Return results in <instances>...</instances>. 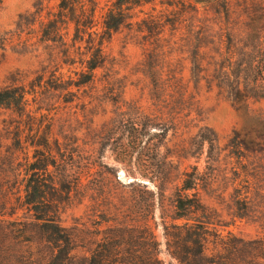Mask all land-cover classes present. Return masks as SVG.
Wrapping results in <instances>:
<instances>
[{
    "label": "rangeland",
    "instance_id": "374dc122",
    "mask_svg": "<svg viewBox=\"0 0 264 264\" xmlns=\"http://www.w3.org/2000/svg\"><path fill=\"white\" fill-rule=\"evenodd\" d=\"M61 1L0 0V87L21 82L28 90L23 114L0 109V215L30 219L33 211L17 199L26 176L47 172L60 182L66 168L79 189L59 220L81 256L111 224L109 204L132 191L140 199L136 183L145 184L158 257L178 264L163 226L183 222L172 219L174 195L196 166L200 179L188 193L214 212L211 230L245 240L264 235L259 222L235 215L233 198L238 170L264 184V0H132L125 23L104 40L92 80L66 89L87 71V42L105 37L103 17L115 0H68L89 27L76 36L68 21L60 37L52 31L55 40H45ZM252 152L254 159L236 157ZM43 162L46 172L32 168ZM146 171H169L162 191L158 177L140 176ZM215 240L212 232L208 254L218 251ZM40 248L35 242L31 251Z\"/></svg>",
    "mask_w": 264,
    "mask_h": 264
},
{
    "label": "trees",
    "instance_id": "16d2710c",
    "mask_svg": "<svg viewBox=\"0 0 264 264\" xmlns=\"http://www.w3.org/2000/svg\"><path fill=\"white\" fill-rule=\"evenodd\" d=\"M131 1L115 0L113 6L107 10L102 21L105 37L100 38L96 44L90 40L87 42L85 52L87 58L83 60V66L87 71L75 74L77 78L69 79L62 89L79 87L92 80V71L104 61L102 44L125 23L128 4ZM214 1L210 0V3ZM61 2L59 6L61 9L49 20L48 26H44L45 40H55V36H59V29L68 21L74 23L76 36L78 33H85L89 27L86 21L81 23L78 15L75 18L76 10L73 5L68 6V0ZM218 3L228 6L226 0ZM92 13L93 9L87 13L89 20ZM84 14L85 11L80 10V16ZM52 31L54 38H50ZM78 39L81 40V37ZM54 88L61 89L59 86ZM27 94L28 90L21 82L1 86L0 109L23 114L27 106ZM233 140L232 138L231 142ZM236 157L249 160V157L254 159L256 154L253 153L252 156L241 154ZM259 157L260 160L264 158ZM45 162L34 163L32 168L46 172L49 163ZM46 173L41 179L26 176L21 187L22 195L17 197L28 212L33 211L30 214L31 220L25 216L11 218V214L9 218H5L1 214L4 218H0V264H163L158 257L159 243L149 224L151 205L147 202V196L150 192L145 184L136 183L139 187L136 191L141 200L136 199V193L132 191L131 199H120L119 203L109 204L107 211L112 213L111 218H108L111 224L103 230V237L92 248L84 255L78 256L73 252L74 234L61 225L59 211L61 207L71 202L79 185L77 182L67 180L66 168L60 172V182H55L53 175ZM150 173L152 174L149 176ZM241 173H245L243 177L240 176ZM257 173L250 175L258 178ZM248 175L247 170H238L234 174L233 179L236 182L233 186L234 212L239 218L254 219L264 228V184L249 182ZM140 176L147 177L153 183V177H158L159 183L154 185L162 191L168 180L169 171L157 172L156 175L155 172L146 171L140 173ZM199 179L200 173L195 166L192 171L183 173L181 184L175 192L172 219L183 222L163 226L169 254L178 264H264V235L245 240L230 233L222 235L211 230L214 212L201 201L197 192L188 193L195 190ZM125 205L126 208L122 210ZM119 212L124 213L123 220L118 218ZM133 213L135 216L131 218ZM212 232L217 239L213 243L215 248L218 247V251L215 254H208L205 243ZM35 242L41 248L38 252L32 253V245Z\"/></svg>",
    "mask_w": 264,
    "mask_h": 264
}]
</instances>
